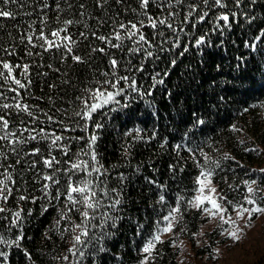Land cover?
I'll return each mask as SVG.
<instances>
[{
    "label": "trees",
    "instance_id": "trees-1",
    "mask_svg": "<svg viewBox=\"0 0 264 264\" xmlns=\"http://www.w3.org/2000/svg\"><path fill=\"white\" fill-rule=\"evenodd\" d=\"M168 2L172 0H153L147 13L164 18L169 11L176 12L177 15L169 18V22L177 29L181 48L189 39L194 43L198 36L205 33H208L206 39L210 41V47L201 46V49H197L189 45V51L183 56L178 55L181 48L170 52L161 51V47H171L174 33L163 25L152 29L143 15L140 0H123L121 4L107 0L103 8L97 6L96 0H15V3L8 4L0 0V6L14 14L10 18L0 17V60L13 65H31L29 73L33 83L30 93L21 90L24 102L38 105L43 112L53 116L55 121H48L42 112L33 109L40 116L33 124L25 113L18 115L15 109L0 108V114L11 113L6 116L10 121V130L21 138L28 136V133L22 132L24 127H43L49 133L55 131L61 134V124L58 122L63 121L65 126L71 128L76 121L74 111L82 107L77 97L86 96L85 88H94L97 80H103L102 72L112 71L108 63L110 57L121 62L117 70L119 75L133 76L141 91L151 90L152 93L145 97L136 92L129 95L127 86L122 82L125 94L116 97L120 104L110 103L93 114L94 120L104 125L102 129L96 130L99 137L96 146L98 159L110 173L103 179L107 180L108 189H121L122 202L116 209L101 208L97 213V218L92 221L94 224H100L101 212L118 215L119 219L115 228L111 227V221L104 227L103 239L99 244L105 251L96 252L97 240L93 237L81 264H140L144 255L142 247L156 234L158 227H163L166 223L163 217L178 203L181 214H177L173 222V232L161 238L164 243L157 244L150 264H226L229 249L225 246L230 244L226 242L229 235H223L225 225L207 231L199 243L197 236L208 221V216L187 204L188 200L195 198L199 187L195 181L200 168L195 160L202 165L206 163L201 151L211 160L220 162V167L214 168L212 176L218 196H226L232 205L251 207L246 204L245 197H253V194L248 193L244 181L255 180L256 184L252 185L257 189L254 198L264 206V191H261L264 189V171H261L264 169V37L255 41V37L264 30V0H242L240 7L234 5V0H224L226 8H209L201 4L200 0H195L198 10L193 14V22L184 23L182 21L188 5L194 0H183V4L173 2L171 8L166 6ZM45 3L51 7L44 8ZM57 3L60 5L59 10L55 6ZM81 3L86 6L83 10L79 8ZM80 11H84L85 16H79ZM203 11H207L208 16L202 22L197 21V15ZM232 12L237 13V16L231 18V26L225 27L223 33L219 30L213 32L217 17L221 13ZM252 16L256 19L249 22L248 17ZM65 19L80 21L69 26V32L78 41L74 53L83 57L85 63L78 64L71 57L62 61L56 49L45 51L38 46L32 47L26 40L22 42V36L33 32L38 34L41 29L48 33L64 27L62 21ZM140 19L145 20L142 31L154 45L151 49L154 56L151 58H145L143 53H128L127 49L134 45L127 39L123 41V49H115L90 34L87 40L79 36L81 31H97V35L112 36L114 28L119 30L120 22H137ZM84 24L88 25L87 29ZM180 28L184 31H179ZM113 42L119 43L114 39ZM253 43H256L255 50L251 48ZM92 47H104L107 54L91 52ZM8 51L14 54L8 55ZM28 51L34 55L27 56ZM172 59L176 60L175 66L170 64ZM141 64L143 71H125L126 66ZM20 71L14 69V74L18 75ZM166 71L169 74L164 76ZM157 73L160 75L156 79L163 78V84H154L152 78ZM0 84L3 85L0 90L4 91L0 103H14L11 99L14 93L7 90L13 85L4 83L2 79ZM50 84L55 87L49 88ZM125 104L128 106L123 107ZM111 108H116V111H110ZM199 120L204 123H197ZM233 126L238 131L233 130ZM91 132L90 127L88 134ZM88 134L78 128L63 132L66 138ZM49 143L39 140L20 145L18 157L11 153L6 142H0V147L8 157L5 160L0 156V163L6 166L14 164L18 158L21 160L20 164L9 170L17 179L16 188L22 192L40 197L44 183L42 176L49 174H54L60 180L58 187L62 191L66 187L68 175L63 171L54 172L53 169L45 168L42 163V157L49 155ZM63 143L70 145L69 156L63 155L57 148L51 149V155L60 161L55 166L59 169L68 167L66 162L69 157L75 160L73 154L86 147L83 140L77 142L65 139ZM177 145L180 147L177 148ZM33 147H40L41 154H23ZM126 148L127 156L124 155ZM189 148L196 153L195 158L188 151ZM225 154L234 159H223ZM33 160L37 162L36 167L29 170L28 165ZM208 166L213 167L210 163ZM119 173L124 174L123 182L118 178ZM82 176L83 173H77L72 176V180L77 181ZM149 181H155V184ZM56 187L51 189L53 194ZM16 188L14 195L18 194ZM161 195L163 201L159 199ZM180 197L184 199L180 200ZM44 204H47V200L38 199L35 204L20 202L19 208L24 209L25 239L20 248L0 244V251L7 254L6 260L0 258V264H75L76 258L68 250L73 247L74 234H79V230L74 233L72 228L82 223L80 213H69L68 219L62 220L59 227H55L59 209L64 207V198L62 196L59 201H53L55 207L48 205L47 212L42 211ZM226 206L230 215L236 213L232 206ZM6 207L13 212L18 210L12 198ZM28 210H31V215L27 214ZM10 219L9 212L0 214V235L5 239H14L18 235L16 227L9 230ZM256 220L260 221L258 233L255 236L243 233V242L237 244L241 247L239 249H243L242 260L240 258L238 264H264V214L254 215L251 223ZM157 221H160L159 225ZM138 224L143 226L139 234ZM91 232H95L98 237L101 229H91L90 237ZM184 243H187L188 249ZM217 248L220 253L226 254H219ZM25 250L31 258L25 255ZM64 256L69 257L68 261L63 259Z\"/></svg>",
    "mask_w": 264,
    "mask_h": 264
},
{
    "label": "snow or ice",
    "instance_id": "snow-or-ice-1",
    "mask_svg": "<svg viewBox=\"0 0 264 264\" xmlns=\"http://www.w3.org/2000/svg\"><path fill=\"white\" fill-rule=\"evenodd\" d=\"M117 4L123 3V0H115ZM153 0H140V7L144 10L143 15L148 22V25L152 29H157L158 26L163 25L168 29H171L174 33V38L171 43V47L169 49H163L161 47V51H172L175 48H181L180 38L177 33V29L174 28L173 23L169 22V18L175 17L177 15L174 11H169L168 15L164 18L153 17L147 13V9L152 3ZM176 4H183V0H172V2L167 3V7L171 8L172 3ZM242 0H234V5L236 7H240ZM254 2V0H253ZM8 3H15V0H3V4ZM97 6L100 8L104 7V4L107 3V0H96ZM200 3L203 5H207L209 8L211 7H219V8H226L227 4L224 0H200ZM57 10L60 9V5L57 3L56 5ZM44 8H49L51 5L45 3L43 5ZM71 7V5H69ZM85 4L81 3L79 5L80 9H85ZM198 5L193 3L188 5V11L185 15L184 22H193V14L197 13ZM84 11L79 12V16H85ZM13 13L11 11L5 10L4 7L0 6V17H13ZM208 16L207 11L200 12L196 20L197 21H204L205 18ZM237 16V13H221L216 20V24L213 27L212 31H220L223 33V29L225 27L231 26V18ZM59 19V18H58ZM249 22L255 20L254 16L248 17ZM221 22H223L221 24ZM64 27H59L55 30H50L48 33H45L43 29L39 30V33L33 32L32 34L22 36V42L24 40L27 41L29 45L32 47H39L44 49L45 51H51L56 49L60 52L61 60H66L69 57L78 63L83 64L85 63V59L80 55L74 53V46L78 43L77 40L73 38V35L69 32V26L74 24L80 23L79 20L74 19H65L62 21ZM102 23V22H101ZM85 29L88 28L87 24L83 25ZM145 26V20L140 19L137 22L128 21L127 23L120 22L118 25V29H113L112 36L106 35H97V31H91L90 33L86 31L79 32V36L82 37L84 40H87L89 34L95 37L97 40L104 42L105 44L109 45L111 48L115 49H123L124 44L123 41L125 39L132 42L134 47H129L127 52L130 54H140L143 53L145 58H151L154 56V52L151 50L154 45L152 41L144 34L142 28ZM194 26V25H193ZM179 31H184L183 28H180ZM162 35V33H161ZM208 33L204 35L198 36L194 43L191 39H189L185 45L181 48V51L178 53L179 56H183L186 52L189 51V45L196 47L197 49H201V46H211L210 41L206 39ZM35 37V42H34ZM261 37H264V30H261L259 35L255 37V41H260ZM118 41L119 43H114ZM167 41H163L162 43H166ZM247 46V45H246ZM251 48L255 50L256 43L251 45ZM91 52H100L106 53V49L104 47H92L90 49ZM8 55H13L12 51H8ZM34 53L32 51L27 52V56H33ZM159 58L158 56L156 57ZM109 67L112 70L111 72H102L101 75L104 77L103 80H97L96 86L94 88H85L84 92L87 93L86 96H78L77 100L81 101L82 107L78 110L74 111L73 116L76 118L73 126L71 128L64 125L63 121H59L58 123L61 124V134H57L55 131L47 132L45 128H29L24 127L22 132L28 133L26 138H21L18 136L15 131L10 130V121L6 118L7 115L11 113H3L0 114V142H6L11 153L16 154L18 157L20 156V152L18 150V146L26 145L30 141H39L45 140L49 141V155L46 157H42V163L45 168L53 169L54 172L63 171L64 174L68 175V180L65 182L66 187L62 191L60 187V180L55 177L54 174L43 175L42 180L44 183L41 187L42 195L40 197H35L30 193H24L20 189L16 188L17 179L14 177L13 173L9 170L21 163V160L18 158L14 164L4 165L0 163V204L4 206H0V214L9 212L11 214L10 224L8 225L9 230L14 226L18 230V235L14 239H5L2 235H0V244H4L8 247H12L15 245L17 248L21 247V242L25 239L23 234V225H24V217L22 213L24 212L23 208H19L20 202H31L35 204L37 200H47V204L42 205V211H48V205H52L53 201H59L61 197L64 198V207L59 209V219L56 220L55 227H59L60 222L62 220L68 219V214L76 211L80 213L82 217V223L76 224L73 226L72 231L75 233L79 230V234H74L73 236V247L70 248L68 251L69 253L76 258L75 264H81L82 258L85 257L86 249L89 245L92 244V238L95 237L97 240L96 243V252H104L105 249L102 245L99 244V241L103 239V230L106 224L111 221V227H116V221L119 219V216L109 215L108 212H101L100 213V224H94V221L97 218V213L101 208L106 209H116L117 206L121 204V189L118 187H113L111 189L107 188V180L103 179L104 177L108 176L109 169L105 168L104 165L101 163L100 159H98L99 153L97 151V141L99 139L98 135L96 134V130L102 129L104 125L100 123L98 120H94L93 114L96 113L98 110L104 108L106 105L110 103H114L119 105L120 101L116 99V97L123 96L125 94V88L121 87V83L123 82L124 85L127 86L130 95L132 92L138 93L141 97L150 96L151 90L144 92L141 91L140 88L137 86V82L133 76L130 75H119L118 69L121 67V62L115 58L110 57ZM172 66H175L176 60L172 59L170 61ZM31 65L28 63L24 64H11L7 61L0 60V79L6 84L13 85L12 87H8V91L13 92L14 95L11 97L14 103H0V108L3 109H15L17 114L25 113L30 118V123L35 124L36 121L40 119L39 115H36L33 109H36L39 112H42L43 115L46 117L48 121H54V117L48 115L47 112H43L42 109L38 108V105H29L27 102H24V95L21 93V90L24 93H30L31 85L33 83L32 79L30 78V69ZM51 67V65H49ZM218 67V66H217ZM14 69H21L18 75L14 74ZM143 65L139 66H131L125 68V71H136L140 72L143 71ZM56 71H59L57 69ZM169 73L166 71L164 76H167ZM46 75V73H44ZM160 74L157 73L153 76V81L155 83L163 84V78L157 80L156 76ZM19 77H22L19 78ZM3 85L0 84V88ZM55 87V85H49V88ZM4 98V91L0 90V99ZM128 105H123V107H127ZM110 111H116V108L109 109ZM247 111V109H245ZM107 115V113H105ZM83 121L84 123H80ZM92 122L90 125L89 122ZM23 123V121H21ZM197 123L203 124V120H199ZM92 128L91 134L89 133V128ZM88 134L86 136L80 137H65L63 135L64 131H75L76 129ZM233 130L235 126H233ZM139 131V130H137ZM65 139L68 140H76L77 142L83 140L86 143V147L82 148L78 153H74L75 160L72 157H69V160L66 162L68 167L64 169L56 168V165L60 164V161L56 158V156L51 155V149L57 148L59 149L63 155L69 156L70 152V145L63 143ZM177 148L180 145L176 146ZM248 151H257V149H246ZM188 151L192 153L193 158H195L196 153L193 149L189 148ZM26 156H38L41 154L40 147H33L31 150L26 151L23 153ZM200 154L203 156L205 160V164H200L198 160H195L198 167L200 168L199 175L196 178L195 183L199 186L198 192L199 194L195 196L194 199H190L187 201V204L190 205L192 208L198 209L203 213H207L211 217L219 216L222 224H232L233 230L228 232V235L236 240H240V228L236 224V221L232 219V216L229 214V208L226 205L232 206L233 210L236 211V215L243 219L245 216L248 217L249 222H251V218L254 215L264 214V206L257 202V199L254 198L257 189L254 188L252 185L256 184L255 180L244 181L245 185L247 186V191L250 194H253V197H245V201L247 205L251 207H247L244 204H240L239 206L232 205V202L227 200L226 196L220 195L217 196L216 192L217 189L212 186V176L214 175V168L220 167L219 160H211L210 157L203 153L202 151ZM124 155L127 156V148L124 152ZM0 156H3L6 160L8 157L4 153V149L0 147ZM82 157H87V159H82ZM223 159H234L233 157L228 156L227 154L224 155ZM213 165V167H209L208 164ZM37 162L35 160L31 161L28 165V169L32 170L36 167ZM261 171H264L262 169ZM77 173H83V176L77 180L73 181L72 176L76 175ZM95 174V175H94ZM118 178L121 182L124 181L125 177L123 173L118 174ZM23 182V181H21ZM149 183L155 184V181H149ZM53 186H57L55 193L51 191ZM14 188H16V192L18 194L14 195ZM97 189L99 191H97ZM261 191H264L262 189ZM12 198L15 200L18 210L12 211L11 209L7 208L6 205L9 199ZM160 201L164 200L163 195L159 197ZM183 197H180V200H183ZM106 201V202H105ZM223 201V203H221ZM210 205L211 207H206L205 205ZM28 215H31V210H28ZM177 214H181V207L179 203L177 206L163 217V221L166 223L163 227H158L156 230V234L152 236L150 240H148L141 249V252L144 254L140 264H150V258L152 257L153 251L157 248V244H162L164 241L161 239L162 234L172 233L173 232V222L176 220ZM4 219H8V217H4ZM157 225L160 224V221L156 222ZM100 228L101 234L97 237L95 232H91L90 237V230ZM142 225H137V234L139 231L142 230ZM68 231V229H65ZM173 243L175 241L173 240ZM92 253H89L91 255ZM25 255L28 258H31L30 253L25 250ZM157 255L159 252L157 251ZM0 258H4L6 260L7 254L4 251H0ZM63 259L68 261L69 257L64 256Z\"/></svg>",
    "mask_w": 264,
    "mask_h": 264
},
{
    "label": "rangeland",
    "instance_id": "rangeland-1",
    "mask_svg": "<svg viewBox=\"0 0 264 264\" xmlns=\"http://www.w3.org/2000/svg\"><path fill=\"white\" fill-rule=\"evenodd\" d=\"M213 182V181H212ZM212 186L216 188L214 182L212 183ZM199 192H197L196 195H198ZM216 195L218 196V191L216 192ZM206 207H211L210 205H205ZM208 216V221L206 222V224L203 226L200 234L197 236L198 238V242L200 243L203 239H204V234L209 231L212 230L215 226H223L225 225V228H223V235H228V232L233 230V225L232 224H222L221 220L219 218V216L217 217H211L209 216L207 213H205ZM232 219L236 221V224L239 226L240 228V237L243 235V233H245V235L250 234L251 236H253L254 234L256 235L258 233V229L260 227V221L256 220L254 223L249 222V219L247 216H245L243 219H240L236 213L234 215H231ZM252 229V231H250ZM254 231V233H253ZM257 232V233H256ZM252 233V234H251ZM172 233H166V234H162L161 238L167 237L169 235H171ZM254 235V236H255ZM226 242H228L230 245L225 246L227 247V249H229V251L227 252V254L225 252L220 253L219 248L216 249V251L219 254H226L227 258H226V264H238L239 259L241 258L242 260V256H243V249H239L241 248L240 246H238L240 243H242V239L240 238L239 242L232 239L230 236L229 238L226 239ZM238 244V245H237ZM184 247L186 249H188L187 243H184ZM224 248V246H223ZM247 249V248H246ZM237 250V251H236ZM225 251H227L225 249ZM217 260V258L215 259Z\"/></svg>",
    "mask_w": 264,
    "mask_h": 264
}]
</instances>
